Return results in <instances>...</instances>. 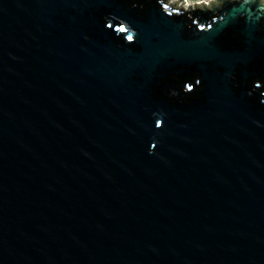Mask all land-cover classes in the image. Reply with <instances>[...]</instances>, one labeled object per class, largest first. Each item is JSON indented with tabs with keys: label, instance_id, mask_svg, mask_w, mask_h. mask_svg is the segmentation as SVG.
Here are the masks:
<instances>
[{
	"label": "water",
	"instance_id": "95a60500",
	"mask_svg": "<svg viewBox=\"0 0 264 264\" xmlns=\"http://www.w3.org/2000/svg\"><path fill=\"white\" fill-rule=\"evenodd\" d=\"M0 0V264H264V0Z\"/></svg>",
	"mask_w": 264,
	"mask_h": 264
},
{
	"label": "rangeland",
	"instance_id": "374dc122",
	"mask_svg": "<svg viewBox=\"0 0 264 264\" xmlns=\"http://www.w3.org/2000/svg\"><path fill=\"white\" fill-rule=\"evenodd\" d=\"M165 3L166 5L170 6L171 4H174V8H182L183 10H185L188 5L191 9H209L210 5H216V2L214 0H166Z\"/></svg>",
	"mask_w": 264,
	"mask_h": 264
},
{
	"label": "flooded vegetation",
	"instance_id": "af4514ba",
	"mask_svg": "<svg viewBox=\"0 0 264 264\" xmlns=\"http://www.w3.org/2000/svg\"><path fill=\"white\" fill-rule=\"evenodd\" d=\"M165 1H166V0H163V2H162V6L165 7L166 9L171 10V11H176V12H188V11H194V10H196V11H201L200 8H194V9H191V8L189 7V5H188V7H186L185 10H183L182 8L176 9V8H174V4H171V6H170V5H166Z\"/></svg>",
	"mask_w": 264,
	"mask_h": 264
},
{
	"label": "trees",
	"instance_id": "16d2710c",
	"mask_svg": "<svg viewBox=\"0 0 264 264\" xmlns=\"http://www.w3.org/2000/svg\"><path fill=\"white\" fill-rule=\"evenodd\" d=\"M159 2L162 4L163 0H159Z\"/></svg>",
	"mask_w": 264,
	"mask_h": 264
}]
</instances>
